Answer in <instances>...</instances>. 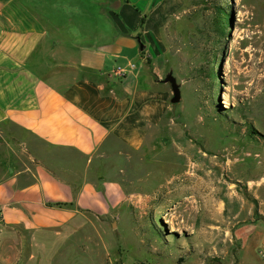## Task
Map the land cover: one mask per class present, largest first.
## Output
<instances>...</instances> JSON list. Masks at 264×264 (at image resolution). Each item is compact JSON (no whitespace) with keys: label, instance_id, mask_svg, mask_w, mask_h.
Listing matches in <instances>:
<instances>
[{"label":"rangeland","instance_id":"rangeland-1","mask_svg":"<svg viewBox=\"0 0 264 264\" xmlns=\"http://www.w3.org/2000/svg\"><path fill=\"white\" fill-rule=\"evenodd\" d=\"M160 38L163 78L172 70L182 97L163 139L116 156L120 217L86 213L18 264H251L246 235L264 227V0H184ZM70 156L81 159L0 124V176L9 163L59 169ZM190 173L211 184L193 199Z\"/></svg>","mask_w":264,"mask_h":264},{"label":"crops","instance_id":"crops-1","mask_svg":"<svg viewBox=\"0 0 264 264\" xmlns=\"http://www.w3.org/2000/svg\"><path fill=\"white\" fill-rule=\"evenodd\" d=\"M183 1L0 0V124L81 155L59 169L7 164L3 264L33 256L48 236L64 239L86 213L120 217L128 196L112 176L116 156L144 151L170 126L172 91L153 47ZM246 239L251 264H264V227Z\"/></svg>","mask_w":264,"mask_h":264},{"label":"water","instance_id":"water-1","mask_svg":"<svg viewBox=\"0 0 264 264\" xmlns=\"http://www.w3.org/2000/svg\"><path fill=\"white\" fill-rule=\"evenodd\" d=\"M141 48H144V44L139 40ZM163 82H166L170 85L172 95L170 98L171 103H178L181 100L182 94H181V86L179 82L177 81L176 76L173 74V71L171 70L163 79ZM117 222L113 221L112 225L116 226Z\"/></svg>","mask_w":264,"mask_h":264},{"label":"bare ground","instance_id":"bare-ground-1","mask_svg":"<svg viewBox=\"0 0 264 264\" xmlns=\"http://www.w3.org/2000/svg\"><path fill=\"white\" fill-rule=\"evenodd\" d=\"M211 163L213 164V162H211ZM196 169H197V168H196ZM194 171H195V170H194ZM192 173H193V172H192ZM192 173H190L191 175H189L188 178H187L186 180H187V182H188V181H190V182H191V181H194V185H193V187H192V189H191V190L195 193V195L191 196V198L193 199L194 197L196 198L197 195H198V196L200 195V192L203 191V189H204L205 186H208V185H211V184H209V183H205L206 185L203 186L204 183L201 182V183H202V184H201V183L199 182L202 178L200 179V177L197 176V177L200 179V180H199V179L197 178V179H198V180H197V179H196V174H192ZM208 177H209V176H208ZM203 179H205V178H203ZM209 179H210V178H209ZM212 180H213V179H212ZM202 181H203V180H202ZM203 182H204V181H203ZM205 182H207V181H205ZM211 182H212V181H211ZM185 184H186V183H185ZM191 184H192V183H191ZM212 184H213V183H212ZM182 185H183V184H182ZM183 186H184V185H183ZM183 186H182V187H183ZM213 186H214V185H213ZM207 188H208V187H207ZM215 188H217V187H215ZM208 189H209V188H208ZM213 189H214V188H213ZM205 190H207V189H205ZM207 191H208V190H207ZM217 191H218V189H217ZM203 192H204V191H203ZM205 193H206V192H205ZM211 194H212V193H211ZM208 195H209V194H208ZM205 196H206V194H205ZM210 196H211V195H210ZM210 196H209V197H210ZM212 196H213V195H212ZM212 196H211V197H212ZM206 197L208 198V196H206ZM190 200H191V199H190ZM185 201H187L189 204H190V202H194L193 200H192V201H189V199H187V200H185ZM184 203H185V202H184ZM206 203H207V202H206ZM210 203H211V202H210ZM207 205H208V203H207ZM206 207H207V206H206ZM207 208H208V207H207Z\"/></svg>","mask_w":264,"mask_h":264},{"label":"trees","instance_id":"trees-1","mask_svg":"<svg viewBox=\"0 0 264 264\" xmlns=\"http://www.w3.org/2000/svg\"><path fill=\"white\" fill-rule=\"evenodd\" d=\"M221 28H222V30H224L223 26H222ZM48 204H49V205H53L54 203L49 202ZM56 204H62V203H56Z\"/></svg>","mask_w":264,"mask_h":264}]
</instances>
